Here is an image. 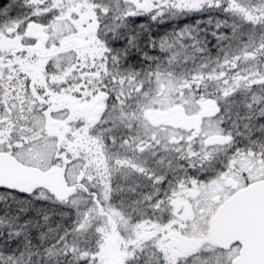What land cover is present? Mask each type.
I'll return each mask as SVG.
<instances>
[{"label": "snow or ice", "instance_id": "obj_1", "mask_svg": "<svg viewBox=\"0 0 264 264\" xmlns=\"http://www.w3.org/2000/svg\"><path fill=\"white\" fill-rule=\"evenodd\" d=\"M0 264H264V0L0 3Z\"/></svg>", "mask_w": 264, "mask_h": 264}, {"label": "flooded vegetation", "instance_id": "obj_2", "mask_svg": "<svg viewBox=\"0 0 264 264\" xmlns=\"http://www.w3.org/2000/svg\"><path fill=\"white\" fill-rule=\"evenodd\" d=\"M4 2V0H0V3H3Z\"/></svg>", "mask_w": 264, "mask_h": 264}]
</instances>
